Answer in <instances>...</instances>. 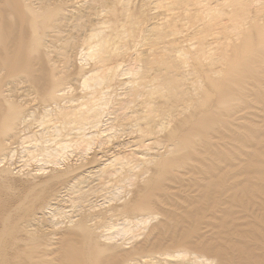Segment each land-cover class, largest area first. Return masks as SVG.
Wrapping results in <instances>:
<instances>
[{
    "label": "bare ground",
    "instance_id": "obj_1",
    "mask_svg": "<svg viewBox=\"0 0 264 264\" xmlns=\"http://www.w3.org/2000/svg\"><path fill=\"white\" fill-rule=\"evenodd\" d=\"M104 1L0 0V264H264V0H127L143 7L136 17L124 0L119 15L136 18L129 46L151 36L147 47L134 41L135 52L112 46L126 38V22ZM75 19L97 76L69 70ZM132 53L143 72L125 79ZM81 76L95 81L85 106L61 105ZM118 85L110 123L137 133L60 166L68 144L84 150L104 135L99 99ZM50 108L47 125L56 120L61 137H75L31 151L34 113ZM60 122L71 129L62 133ZM153 218L131 246L109 234L116 222Z\"/></svg>",
    "mask_w": 264,
    "mask_h": 264
},
{
    "label": "rangeland",
    "instance_id": "obj_2",
    "mask_svg": "<svg viewBox=\"0 0 264 264\" xmlns=\"http://www.w3.org/2000/svg\"><path fill=\"white\" fill-rule=\"evenodd\" d=\"M120 1V0H119ZM123 2H122V4H121V1H120V5H118L119 4V2H118V0L116 1H112L111 0V2L110 1H108L109 2V4H111L112 2V5L111 6H113V4L115 5L114 7H113V10L115 11V13L117 14V16H118V18H119V16L121 17V15H119V11H121L122 9H123V5L125 4V1H126V4L130 7V8H132V9H128V7H127V5L125 4L124 6H126L127 7V11L129 12V10H130V14H132V11H133V8H137L138 7V5H137V7L135 6L134 7V5H133V3L131 2V1H129V3H128V1L127 0H122ZM108 2L107 1H104V3H106V5L103 3L102 4V6H107L106 8H108V6H110L109 4H108ZM115 2V3H114ZM118 2V3H117ZM132 3V4H131ZM98 4V3H97ZM97 4H96V8L97 7H99V5L100 4H98V6H97ZM101 6V5H100ZM102 6H101V8L99 7V10L101 11V9H102V12L104 13V11H103V8H102ZM110 6V7H111ZM118 7V8H117ZM121 7H122V9H121ZM112 8V7H111ZM119 8H120V10H119ZM139 8H143V7H138V9H134V10H139ZM124 9H125V7H124ZM97 11H98V8L96 9ZM106 10V9H105ZM112 10V9H111ZM117 10H119V11H117ZM140 11V10H139ZM139 11H137V13L135 12V11H133L134 13V15H135V13H136V15H138V14H140L139 13ZM105 12H107V11H105ZM118 12V13H117ZM102 13V14H103ZM121 13V12H120ZM106 14L107 13H104V16H105V18L106 17H110V16H106ZM132 14V15H133ZM132 16V17H136V15L135 16ZM111 17H112V15H111ZM115 17V16H114ZM138 17V16H137ZM114 19V18H113ZM123 18L121 17V18H119V19H117V17L115 18V20H117L118 22L119 21H121ZM130 19V18H129ZM128 19V20H129ZM132 19V18H131ZM130 19V20H131ZM114 20V21H115ZM129 20V21H130ZM114 21H112L113 22V24L116 22H114ZM124 21L126 22V28H127V30L129 31V29H130V24H135L133 21H136V18H134V20L130 23H128L127 22V20H124L123 19V24H124ZM76 22H77V20L75 19V20H73V22H72V24L69 26L70 28H72L73 30H69L70 32L69 33H67L68 34V36H66V41L68 40V39H70V42H69V40H68V42H69V44H68V47H69V49L66 47V45L65 44H67V43H63V45H61V47L63 48H61V50H63V51H61V52H64V47H66L65 48V51H67L66 49H68V51H67V54H73V58L75 59L74 61V65H72V66H70L69 67V70L70 71H75V69H76V71H75V73H77V72H79V69H81V67L83 68V69H85V70H90L91 72H94L95 73V75L97 76V75H99V74H97V72L96 71H94L93 70V68H94V65H95V58L94 59H91V58H93V56L95 57V55L94 54H92V52L90 51V50H88V49H86L87 48V44H88V41H89V39L87 40V39H84L83 38V36H79V35H83V31H84V29H85V27H83L84 25H83V22H80L79 21V23L77 22V25H76ZM81 23V24H80ZM75 26H74V25ZM78 24H79V26H78ZM113 24H111V25H113ZM118 23H116V25H117ZM120 25H121V22L119 23ZM117 25V26H120V25ZM130 25L129 27L127 26V25ZM72 26H74V28L72 27ZM79 27V29H78V27ZM113 26H115V24L113 25ZM125 26V25H124ZM134 26V25H133ZM96 27H98V25L97 26H93V28H96ZM132 27V26H131ZM82 28H84V29H82ZM122 28H124L125 30H126V28L125 27H122ZM121 28V29H122ZM124 29H122V30H124ZM80 31L78 34H77V31ZM121 30V33L123 32V34H124V31H122ZM126 30V31H127ZM126 31H125V36H126V38L124 39V35L122 34V36H123V39L124 40H122L121 38H118V39H116L117 37H115L114 38V36H113V40H118L119 42H115V41H112V42H114L115 44L113 45V43H112V46L114 47V48H116V47H118V49L119 50H122L123 48L122 47H124V48H129V47H131V45H132V47H131V51H132V48H133V46H135V44H134V41H136L137 42V40L140 42V41H142L141 43H140V46H143V44H144V42H151V36H149L150 37V40H148V41H145V40H147V39H143L142 37L140 38V36H138L139 34H137V36L133 39V43H131L130 44V46H129V42H128V40H131V38H128V40H127V36L130 34L131 35V31H129V33L127 34L126 33ZM68 32V31H67ZM73 32V33H72ZM82 32V33H81ZM77 34V36L76 35H74V34ZM81 33V34H80ZM66 34V35H67ZM96 34H97V31H96ZM72 35H74V37L72 36ZM133 35V34H132ZM69 36H72V39H74L73 40V42L71 41L72 39H71V37L69 38ZM79 36V37H78ZM76 37H78L77 39H76ZM94 37H96L95 39H97V37H99L98 35H96V36H94ZM94 37H92L91 38V40H95V39H93ZM149 37H147L148 39H149ZM83 38V39H82ZM153 38V37H152ZM119 39H121V41L119 40ZM143 39V40H142ZM125 40L127 41L126 43H128L127 45H126V43H125ZM83 41V43H81ZM78 42L80 43L79 45H78ZM124 42V43H123ZM135 42V43H136ZM118 43V44H117ZM121 43H123L125 46H123V44H121ZM138 43V42H137ZM143 43V44H142ZM73 44H74V46H73ZM134 44V45H133ZM117 45V46H116ZM119 45H122V46H119ZM64 46V47H63ZM73 46V47H72ZM116 46V47H115ZM136 46H137V44H136ZM122 48V49H120V48ZM138 47V46H137ZM143 47H147V45L145 46H143ZM57 49H59L60 50V48H57ZM87 51H86V50ZM135 49V48H134ZM133 49V50H134ZM58 50V51H59ZM73 50V51H72ZM124 50V49H123ZM186 50V49H185ZM189 50V49H188ZM69 51H70V53H69ZM90 51V52H89ZM60 52V51H59ZM132 52H135V50L134 51H132ZM87 53H91L90 55L89 54H87ZM133 54V53H132ZM186 54L188 55L189 54V56H191L190 55V52H188L187 50L184 52V54L182 55V60H183V57H184V60L186 59V60H188L189 59V62H190V60H191V57L190 58H188L189 56H187L186 57ZM192 54V53H191ZM87 55V57H85ZM88 55H89V57H88ZM135 56V58H134V56ZM132 55V57H130L131 58V60H130V58H129V60H128V62H125L124 63V65L121 67L122 69H124V71H123V75H122V77H124L125 79H127L128 77L129 78H131L130 76H131V73H133L132 74V77L133 76H135V75H138L139 73L141 74L142 72H141V70H142V67H143V65H140V64H142V63H140V61H138V60H136V55L135 54H133ZM185 55V56H184ZM121 57V56H120ZM177 58V57H176ZM175 58V59H176ZM181 58V57H180ZM132 59H135V60H132ZM177 60V59H176ZM138 61V62H137ZM82 65V66H81ZM140 66V67H139ZM142 66V67H141ZM140 68V69H139ZM137 71H139V72H137ZM138 74H137V73ZM136 73V74H135ZM90 74V73H89ZM139 74V75H140ZM85 79V77H79L78 78V80L77 81H74V84L73 83H71V84H68V88H67V90H66V94H65V96H64V98L62 99V101H61V105H63L64 104V102H65V104H66V106H68V105H72L71 104V102L72 103H74L73 105H77L78 107H79V105H81L80 107H83V103H84V106H85V103L87 102V100H88V96H87V93L89 92V91H91L90 90V88H89V85L90 84H88V83H92V82H95L94 80L92 81V78L89 80L90 82H88L87 84H84L83 83V80ZM87 80V79H86ZM87 80V81H88ZM86 81V82H87ZM93 84V83H92ZM104 84V83H103ZM70 85V86H69ZM86 85H87V87H86ZM94 85V84H93ZM72 86V87H71ZM100 86H102V87H104V85H100ZM119 86V85H118ZM123 86V85H122ZM121 86V87H122ZM125 86H127V85H125ZM101 87V88H102ZM116 87V86H115ZM120 87V86H119ZM120 87V88H121ZM89 88V89H88ZM92 88V87H91ZM120 88H117L118 90H116V89H114V90H116V91H111L110 89H108V88H106V89H108V91H109V93H106L105 94V98L102 96L99 100H102V101H104L103 103H105V104H103V103H101L100 101H98V102H100L102 105V110L103 109H105V110H103L102 111V113H100L101 115H102V120H104V121H102V124L100 125V127H99V129H101L102 128V130H103V134L104 135H96L95 137L93 136L92 138H90L91 140H90V143H92V144H89V146L86 148V146H85V148H84V150H82V149H79L78 150V146H77V148L75 147L76 146V144L74 145V144H72L71 145V143H70V141H68L69 143H70V145L68 144L67 145V147L68 146H70L69 148H65V151H59L62 155H63V153H64V155L62 156V155H60L59 156V160H60V162L61 163H70L71 161L72 162H74L75 160H76V158H77V162L79 161V162H86V161H89L91 158H92V156H94V152L96 153V154H98L100 151H105V150H108L110 147H112V145L113 144H115L117 141H122V140H124V139H127V138H129V137H131V136H133L132 135V132L134 131V130H136L137 131V129H136V125L135 126H133V125H130V127H129V125L128 126H126V128L128 127V129L127 130H124L125 128L123 127V129L121 130V128L120 127H112V125H111V123H110V120H109V112H111L112 111V104L113 103H111V101L112 100H114L113 99V97H112V95L113 94H116L117 96H118V94H122V88H121V90H120ZM124 88V90H126L125 89V87H123ZM70 89V90H69ZM105 89V90H106ZM108 91H105V92H108ZM111 92V93H110ZM112 92H117V93H112ZM121 92V93H120ZM124 92V91H123ZM125 93V92H124ZM77 95V96H76ZM83 95V96H82ZM87 97H86V96ZM104 95V94H103ZM108 95H109V97H108ZM111 95V96H110ZM116 95H113L114 97H116ZM123 95H125V97H128L127 95H126V93L125 94H123ZM73 96V97H72ZM75 96V97H74ZM84 97H86V99L84 98ZM112 97V98H111ZM130 97V96H129ZM141 97H143V96H141ZM68 98V99H67ZM72 98V99H71ZM79 98V99H78ZM103 98L105 99V100H107V101H105V100H103ZM109 98V99H108ZM117 98V97H116ZM71 99V100H70ZM70 100V101H69ZM78 100H79V102H78ZM84 100V101H83ZM111 100V101H110ZM64 101V102H63ZM74 101V102H73ZM110 101V102H109ZM115 101V100H114ZM70 102V103H69ZM108 102V103H107ZM69 103V104H68ZM80 103H82V104H80ZM111 103V104H110ZM65 104L63 105V106H65ZM79 104V105H78ZM109 104V105H108ZM60 105V104H59ZM104 105V106H103ZM106 105H108V107H106ZM114 105V104H113ZM112 106V107H111ZM107 108V109H106ZM52 109L50 108V111H48L47 112V114H43V112L42 111H40V112H38V113H34L35 115L34 116H36V117H34V120L32 119V122H33V124H32V126H31V129H30V131H29V134H28V138H26V142H29V143H26V144H24L25 145V147L27 146V148L29 149V150H31V151H37V150H42V148L43 147H50V144H51V146L52 147H57V145L58 144H56V143H58L59 141H60V139L61 138H63L64 137V139H67L68 140V137L69 138H73V136L75 137V135H73V136H71V135H69V136H64V135H67V133L70 131L69 129H71V125L70 124H68L69 126L67 127V128H61L62 126H60L61 125V122H60V124H59V126L58 127H60L63 131H62V133H64V132H66L67 130H69V131H67V133L66 134H63V137H61L60 135V133L61 132H59V131H57L58 130V128H56V130H55V128H52V126L51 125H54V122L56 121H52L51 123H53V124H51V123H49L48 125H47V123L49 122V121H47V119H48V117H49V119L50 118H54V110L53 111H51ZM109 110H111V111H109ZM104 111H105V113H104ZM107 111V112H106ZM109 111V112H108ZM122 110H120V112H121ZM126 111V112H125ZM128 109L126 108H124V111H122L123 113L125 112V115L128 113ZM53 112V113H52ZM122 112H121V116L123 117L124 116V114L122 115ZM108 113V114H107ZM51 114V115H50ZM39 115V116H38ZM46 115V116H45ZM49 115V116H48ZM107 115V116H106ZM119 115H120V113H119ZM40 116H42V117H40ZM104 116V117H103ZM40 117V118H39ZM45 117H47V119L45 118ZM107 117H108V119H107ZM37 119H39V120H37ZM48 119V120H49ZM107 119V120H106ZM43 120H46V121H43ZM108 120H109V122H108ZM41 121H42V123H41ZM39 122V123H38ZM35 123V124H34ZM71 123V122H70ZM108 123V124H107ZM110 123V124H109ZM40 124H43L42 126H40ZM58 123H55V125L54 126H56ZM104 124H106V125H104ZM65 124H63V126H64ZM44 126V127H43ZM67 126V125H66ZM104 126V127H103ZM107 126H109V127H107ZM132 126V127H131ZM51 127V129H52V131H51V129H49ZM70 127V128H69ZM133 127L135 128V129H133ZM34 128V129H33ZM36 128V129H35ZM37 128H38V130H37ZM91 128V129H90ZM103 128H105L106 129V131H105V129H103ZM113 128V129H112ZM137 128H138V126H137ZM42 129V130H41ZM54 129V130H53ZM66 129V130H65ZM87 131L86 132H91V131H94V129L95 128H93L92 129V127L90 126V125H88L87 126ZM96 129H98V128H96ZM130 129V130H129ZM131 129H132V132H130L131 131ZM36 130V131H35ZM41 130V131H40ZM46 130V131H45ZM50 130V131H49ZM60 130V129H59ZM111 130V131H110ZM113 130V131H112ZM120 132H119V131ZM34 131V132H33ZM56 131H57V133H56ZM108 131V133H106ZM136 131H134L135 133H137ZM31 132V133H30ZM48 132H50L49 134H48ZM59 132V133H58ZM116 132V133H115ZM126 132V133H125ZM33 133V135L34 136H32L31 134ZM37 133V134H36ZM40 133H42V134H40ZM44 133V134H43ZM56 133V134H55ZM119 133V134H118ZM124 133V134H123ZM50 136H48V135ZM59 134V135H58ZM134 134V133H133ZM42 135V136H41ZM57 136V137H55V136ZM118 135V136H117ZM135 135V134H134ZM31 136V137H30ZM36 136V137H35ZM41 138H40V137ZM109 136V137H108ZM111 136V137H110ZM121 136V137H120ZM129 136V137H128ZM33 137V138H32ZM43 137H45V139L43 138ZM53 137V138H52ZM55 137V138H54ZM108 137V138H107ZM119 137V138H118ZM37 138H39V140L37 139ZM56 138H57V140H56ZM60 138V139H59ZM98 138V139H97ZM120 138H123V139H120ZM32 139V140H31ZM44 141H43V140ZM50 139V140H49ZM74 139V138H73ZM92 139H95V140H93L92 141ZM107 139V140H106ZM116 139V140H115ZM118 139V140H117ZM120 139V140H119ZM38 142H37V141ZM45 140H47L46 142H45ZM52 140H53V142H52ZM54 140L56 141L55 143H54ZM110 140V141H109ZM41 141H43V143L41 142ZM40 142V143H39ZM52 142V143H51ZM32 143V144H31ZM47 143V144H46ZM49 143V144H48ZM73 143V142H72ZM103 143V144H102ZM28 144V145H27ZM43 144H45V145H43ZM53 144H55V146L53 145ZM34 145V146H33ZM99 145V146H98ZM110 145V146H109ZM40 146V147H39ZM42 146V147H41ZM38 147H39V149H38ZM52 147H50V148H52ZM33 150H32V149ZM36 148V149H35ZM49 148V149H50ZM72 148H74V149H72ZM107 148V149H106ZM22 150V149H21ZM51 150H53V149H51ZM75 152H74V151ZM77 150V151H76ZM80 150H82L81 152H78V151H80ZM96 150V151H95ZM99 150V151H98ZM49 151V150H48ZM84 151L86 152V153H84ZM98 151V152H97ZM63 152V153H62ZM74 152V153H73ZM76 152H78V153H76ZM19 153H20V151H19ZM39 153V152H38ZM59 153V154H60ZM82 155H81V154ZM75 154H79V156L80 157H76V156H78V155H75ZM95 154V155H96ZM98 155H101V153H99ZM19 156V155H18ZM74 156H75V158H74ZM84 159H83V158ZM16 158H17V156H16ZM63 158V159H62ZM64 158H65V160H64ZM74 159V160H73ZM58 160V161H59ZM70 160V161H69ZM68 161V162H67ZM75 161V162H76ZM37 162V161H36ZM42 162V163H41ZM41 162H37L36 164H37V166L38 165H42L43 163H45L44 161H41ZM39 163H41V164H39ZM61 163H59L60 164V166H64L65 164L63 163V164H61ZM45 165V164H44ZM47 165V164H46ZM132 181V180H131ZM130 181V182H131ZM124 189V188H123ZM121 191H117L116 193H115V191H114V193H115V195L112 193V194H108V198L110 199L111 197L110 196H113L112 198L113 199H119L120 197H122L123 196V194H124V192H125V190L126 189H124V190H122V189H120ZM120 192V193H119ZM118 193V194H117ZM123 193V194H122ZM121 194V195H120ZM120 195V196H119ZM114 196H116L115 198H114ZM124 198V197H123ZM108 199V200H109ZM116 203L115 202V200H111L109 203ZM147 216V215H146ZM157 219V220H156ZM156 219H154L153 218V221L152 220H149L148 222L149 223H145L144 221V223L142 222V221H140V222H138V221H136L135 222V220L134 221H132L131 223H130V226H132L133 228H134V231H133V229H132V227H130L129 225L128 226H126V225H124V224H122V222L123 221H119V222H116L115 224V227L113 228V230L111 229L110 230V232H109V234H111V237H112V240L113 241H118V242H122V241H124V242H126L127 243V245L128 246H131L132 244H133V242H135V240L137 239V237L138 238H140L143 234H144V232H146L147 230V228H149L151 225H153V224H155L157 221H158V218H156ZM151 221V222H150ZM138 222V224H136ZM143 224H142V223ZM120 223L122 224V225H120ZM118 224V225H117ZM133 224L135 225V226H133ZM143 226H142V225ZM139 225H140V227H141V229H140V227H139ZM145 225L147 226L146 228H145ZM149 226V227H148ZM127 227H130V234L126 231V230H128L129 231V228H127ZM121 228V229H120ZM127 228V229H126ZM118 229V230H117ZM120 229V230H119ZM125 229V230H124ZM132 230V231H131ZM138 232H137V231ZM146 230V231H145ZM112 231V232H111ZM115 231L117 232L116 234H115ZM126 232V233H124V232ZM119 232H121V233H119ZM133 232H134V234L135 233H137V235L135 236V237H133L134 236V234H133ZM143 234H142V233ZM139 233H141V234H139ZM115 234V235H114ZM132 234V235H131ZM133 237V238H132ZM126 239V240H125ZM132 239H134V240H132ZM121 240V241H120Z\"/></svg>",
    "mask_w": 264,
    "mask_h": 264
}]
</instances>
